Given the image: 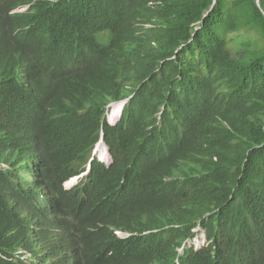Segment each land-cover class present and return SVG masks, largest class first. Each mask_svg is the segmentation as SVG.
I'll use <instances>...</instances> for the list:
<instances>
[{
	"label": "trees",
	"instance_id": "1",
	"mask_svg": "<svg viewBox=\"0 0 264 264\" xmlns=\"http://www.w3.org/2000/svg\"><path fill=\"white\" fill-rule=\"evenodd\" d=\"M243 31L260 47L237 61L226 36ZM101 131L111 165L91 162L90 196L76 188L49 214L40 196L84 168ZM197 226L211 245L179 254ZM63 251L264 264V0H0V264Z\"/></svg>",
	"mask_w": 264,
	"mask_h": 264
},
{
	"label": "clouds",
	"instance_id": "2",
	"mask_svg": "<svg viewBox=\"0 0 264 264\" xmlns=\"http://www.w3.org/2000/svg\"><path fill=\"white\" fill-rule=\"evenodd\" d=\"M127 100L128 99L122 100L120 102H114V103H111L107 106L106 113H105V119H106V122L108 123L109 126H114L120 121V119L122 117L124 105L126 104ZM113 105H119L120 106V113H119L118 118L115 120L116 122L115 121L111 122L110 119L108 118V115H107L109 108ZM100 143L105 146L108 154H110L108 147H107V145L103 139V131H101L100 138L96 142L94 148L92 149L91 154L89 156V159H87V162H86L84 168L82 170L72 171V172L66 173L64 176H62L58 181H56L54 183V186L52 187L51 193H47L45 196H40V199L44 198L46 200L47 204L48 203L51 204V206H52L51 209L46 208L47 212L49 214L56 213V211L58 209L62 210L63 213L66 214V208H67V203H68L67 193L72 192L76 188L82 189L86 196H90V191L95 187L96 182L99 179V176L96 173H95L96 174L95 175L93 170H91V164H92L91 162L96 160V161L102 163L103 165H105L106 167H109L113 161L112 157L109 158L108 161H103L99 158L96 151H97L98 145ZM27 178L30 179L29 175H27ZM118 187H119V185H118ZM94 211H95V214L99 217V222L97 224V228L100 229L101 228L100 220L102 218V207L100 208L99 206H96ZM71 213H72V215H75V216L79 215V213L74 208H71ZM76 218L77 217H75V219ZM66 220H67V223L72 222L68 218H66ZM91 224H92V222L88 223L87 228H90ZM111 230L113 233L112 235L116 236L118 239H125L130 235V233L122 232L120 230H116V229H111ZM192 231L194 232V236L190 239H186L183 242L182 247L178 248L179 254H181L185 248L193 249L194 252H198L201 249L208 248L211 245L210 241L207 240L205 232L199 226L194 228ZM198 231L202 232V235L200 236L201 238H198V233H199ZM146 233H148V232H146ZM88 244H90V242H88ZM219 244H220L221 251L223 253L226 249V244L224 243V241L219 242ZM213 248H214V246H213ZM108 255L113 256L112 252H108ZM176 261H178V259H176L175 262ZM53 262L54 263H52V264H78L77 260L74 258V255H72V252H70L68 254L67 251H63L61 258L56 260V261H53ZM176 264H180V263L177 262Z\"/></svg>",
	"mask_w": 264,
	"mask_h": 264
},
{
	"label": "rangeland",
	"instance_id": "3",
	"mask_svg": "<svg viewBox=\"0 0 264 264\" xmlns=\"http://www.w3.org/2000/svg\"><path fill=\"white\" fill-rule=\"evenodd\" d=\"M219 29V28H218ZM224 37V35H221ZM226 39H229V48H231L232 52V57L240 61L244 58L245 55V50L247 49L250 54L257 53V47H260V43L258 40L255 39V37L247 32H240L233 34L229 37V35L226 36ZM112 107V106H111ZM108 110V118L110 114V109ZM103 149L101 150L100 147L97 150V155L100 156L102 155ZM197 231V230H196ZM198 238H201L200 236L202 235L201 231H198Z\"/></svg>",
	"mask_w": 264,
	"mask_h": 264
},
{
	"label": "bare ground",
	"instance_id": "4",
	"mask_svg": "<svg viewBox=\"0 0 264 264\" xmlns=\"http://www.w3.org/2000/svg\"><path fill=\"white\" fill-rule=\"evenodd\" d=\"M114 110H120V106L119 105H113L112 108L110 109V114H109V119H111L110 117L112 116ZM100 147V149H103L102 155L99 156V158L103 161H108L109 158H111L112 156L110 154H108L107 149L105 148V146L103 144H99L98 148ZM97 148V150H98ZM97 152V151H96ZM243 226V225H242Z\"/></svg>",
	"mask_w": 264,
	"mask_h": 264
}]
</instances>
